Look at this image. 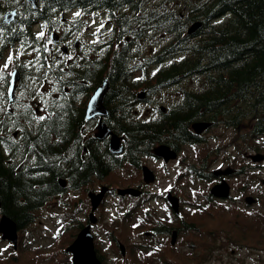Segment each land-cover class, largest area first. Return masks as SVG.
Masks as SVG:
<instances>
[{
    "label": "trees",
    "instance_id": "16d2710c",
    "mask_svg": "<svg viewBox=\"0 0 264 264\" xmlns=\"http://www.w3.org/2000/svg\"><path fill=\"white\" fill-rule=\"evenodd\" d=\"M174 1H179L180 8H185L188 13L186 20L181 19L178 9H168L162 11L154 21L152 19L148 28L173 33L171 41L159 51L158 59L166 57L167 53H185L180 63L173 64L170 71L175 75L199 72L205 76V85L200 92L185 89V100L173 105L162 124L150 123L134 116L132 118V111L128 113L130 109L127 107L131 97L127 92L130 73L126 55H130V48L116 51L109 77L111 89L116 95L113 101L117 102L113 112L124 122L129 137L131 151L127 157L136 164L139 153H149L152 144L167 134L174 144L176 140L192 139L190 124L200 117L214 123L252 125L245 140L249 145L253 141L255 146L264 145V0H158L159 4ZM40 2L41 5L45 4L46 11H52V7H63L69 0ZM25 3L27 8V1ZM199 17L204 18L206 27L200 33V38L192 40L184 34V27L188 21ZM220 17L221 21L211 23ZM147 27L145 20L139 23L138 29L133 27V41L143 35L148 36V32L144 31ZM136 47L140 50V43ZM46 127L48 130L34 140V147L41 154L42 167L51 177H55L54 180L45 182L46 173L43 169L32 171L31 176L16 171L14 166L5 164L0 151L2 208L21 227L31 219V209L41 204L51 188L58 187V176H64L65 172H71L72 180L73 175L81 177L82 173H85V178L91 174L101 176L108 174L112 166L107 161V152L97 148V145L89 146L86 158H80L82 136L79 118L73 110L64 113L61 119L45 121L41 128ZM258 137L261 139L256 140ZM68 143H74L78 172L73 171L74 162L68 157Z\"/></svg>",
    "mask_w": 264,
    "mask_h": 264
},
{
    "label": "rangeland",
    "instance_id": "374dc122",
    "mask_svg": "<svg viewBox=\"0 0 264 264\" xmlns=\"http://www.w3.org/2000/svg\"><path fill=\"white\" fill-rule=\"evenodd\" d=\"M172 95L169 97L171 99ZM164 102H166L164 100ZM167 103V102H166ZM141 106L144 108L146 107L147 112L153 111V103H146L141 102ZM235 133L232 129H224V127H216L210 130L206 135L210 141L211 146H216L218 144H222L223 142H227L229 139L233 137ZM229 143V142H228ZM204 145L200 146H192L191 148L186 149V153H183V159L182 163H175L171 162L169 165L165 166L161 162L155 161L154 159H151L149 157L144 159L145 163H148L152 168H154L156 171L159 170L161 178L158 179V185L153 186L151 189V192H157L156 195H160V191L164 189V186L167 184L173 185L176 182V177H179L183 183L189 182L188 184H181L184 186V196L186 198L190 197H196L198 195V191L196 190H202L204 189L203 181L199 178L191 179V178H185L181 175V171L184 170V168L187 166L189 160H194L198 157V155L202 154L203 151L200 149ZM228 150L226 153H224L222 156L219 154L216 157V162L213 163L209 169L210 170H216L219 165L224 164L227 161V157L229 155L234 156L233 154L236 153V150L234 147H231L228 145ZM197 164V163H196ZM263 165L259 166L263 169L261 170L264 173V161L262 163ZM198 165V164H197ZM127 169L132 171V174H135L138 172L140 174L139 170L132 169V167L129 164H126ZM257 168V165L254 164L253 169ZM125 169L124 167L122 169H119V171L116 173L119 175V178H115L114 175L111 176L113 181L117 183V185L120 183L126 184L129 179H126L127 176H125L124 173ZM163 171H170V174L167 173V176L163 175ZM130 174V175H132ZM254 175L253 181H254V191L256 193H259L260 191H264V186L259 183L258 178H263L262 176ZM126 180H125V179ZM141 178V176H140ZM139 178V179H140ZM139 179H135L139 181ZM142 180V179H140ZM167 180V182L165 181ZM250 180V179H248ZM259 183V184H258ZM130 185H136L134 184L133 180ZM98 187V186H97ZM151 187V186H150ZM149 187V188H150ZM73 195H66L62 197H58L51 201V203L40 210L37 213L36 216V222L29 225L24 231H23V240H25V251L19 252V263L18 264H43V261H37L35 258L37 256L35 255L37 252H49L52 250H58L57 251V259L59 261V264H70L69 257L71 256L69 253L63 252L64 247L66 246V242L70 238L71 230H64L63 228L66 226L67 222L69 223V228L73 229V227L76 229V223L79 221H86V215L89 214L91 209V204L89 197L87 195H76L78 191H73ZM239 191L235 190L234 196L239 195ZM155 195V196H156ZM150 198L152 200V204L156 206V210L161 213V215L166 214V210L164 207V201L161 199L159 203L154 202V198ZM238 201V200H236ZM264 201V199H263ZM119 197L108 195V200L102 205L101 209H98L96 211V214L99 218L98 222L95 224L94 232L98 235V247L100 248L101 252L105 256V259L110 264H121L119 262V253L120 248L119 244L116 246V244L112 241L113 232L117 234L116 231L121 229V233L126 236L127 240H131L134 238L133 228L131 227V224L135 223L136 216L131 217L128 216L127 218L130 219V221L127 222L130 224H123L121 221V212H124L123 205H120L119 203ZM131 204H133L130 201ZM245 204L242 203V201H238V206H244ZM264 205V204H263ZM248 209H252L253 207L259 209L264 213V207L259 206V204L254 203L252 206L248 205ZM138 208V211L134 212V214L138 213L142 214L145 208ZM153 208V207H152ZM185 211L186 214H190V217L188 216L189 220L194 218L196 221L199 214H193L191 209H188V206L185 204ZM71 212V213H69ZM227 217H230L229 215ZM132 218V219H131ZM257 219V216H247L246 220L251 221V224L255 222ZM198 220L200 222H203L204 224L209 225H203V230L208 231L210 228L217 230L219 228V224L213 213H205L203 218L198 217ZM197 223V221H196ZM199 224V223H197ZM264 229V223H261ZM110 230H114L111 232ZM74 231V230H73ZM95 234V235H96ZM194 238H196L194 236ZM54 240V242L49 245V243ZM187 239L180 238L179 239V248L186 249V241ZM205 242L207 243H214L213 235L203 238ZM250 244H254L252 242H248ZM260 244V243H259ZM128 245L131 247L132 244L128 243ZM33 247H40L38 249H33ZM252 248V249H250ZM247 247L246 245H237L234 242L230 240H226V245L221 249V252L223 253L222 257L220 259H216L214 257H211L207 263H201V264H237L240 260H245L249 264H264V249H258L257 247L253 248ZM235 249V252L232 253V250ZM7 250H10V246L5 241L2 242L0 240V252H6ZM0 264H6L5 262L0 261Z\"/></svg>",
    "mask_w": 264,
    "mask_h": 264
},
{
    "label": "water",
    "instance_id": "95a60500",
    "mask_svg": "<svg viewBox=\"0 0 264 264\" xmlns=\"http://www.w3.org/2000/svg\"><path fill=\"white\" fill-rule=\"evenodd\" d=\"M206 125V124H204ZM204 125H199L198 130L201 131L204 128ZM159 153L163 154L168 158L169 156L166 154L165 150L159 151ZM255 159H261L262 156L256 155ZM216 194L226 195L228 192L225 191L223 193L217 192L214 190ZM98 201V200H97ZM98 202L94 200V207ZM0 230L4 231V235H9L11 237L16 236V224L8 217L2 220L0 224ZM89 226H87L79 235V239L76 242L74 247V251L76 253L77 260L80 264H100L99 260L96 257V252L94 250L92 236L89 233Z\"/></svg>",
    "mask_w": 264,
    "mask_h": 264
},
{
    "label": "snow or ice",
    "instance_id": "6c2138e0",
    "mask_svg": "<svg viewBox=\"0 0 264 264\" xmlns=\"http://www.w3.org/2000/svg\"><path fill=\"white\" fill-rule=\"evenodd\" d=\"M75 15H76L77 17H79V16L81 15V13H80V12H77V13H75ZM100 27L102 28V27H103V24H101ZM38 35H39L40 37H43L45 34H44L43 32H40ZM94 35H95V33H94ZM51 42H52V41L49 40V43H51ZM97 42H99V41H98V40H97V41H93V43H97ZM13 59H14V56L10 54L9 57L7 58L5 64L3 65V70H7V69L9 68V61H13ZM68 59H71V57H68ZM51 67H52V66L49 65V68H51ZM60 70L63 71L62 68H61ZM9 75H10V76H16V73H15V72H11V73H9ZM61 79H63V77H61ZM0 81H3V77H2V76H0ZM53 91H58V89H53ZM9 95H12V94L9 93ZM2 110H3V109H0V111H2ZM38 119L41 120V121H43V120H45L46 118H45L44 116H40ZM2 123H3V122L0 121V124H2ZM30 123H31V121H30ZM0 139H2V138H0Z\"/></svg>",
    "mask_w": 264,
    "mask_h": 264
},
{
    "label": "flooded vegetation",
    "instance_id": "af4514ba",
    "mask_svg": "<svg viewBox=\"0 0 264 264\" xmlns=\"http://www.w3.org/2000/svg\"><path fill=\"white\" fill-rule=\"evenodd\" d=\"M184 227H185L184 225L176 227L175 228L176 229V233L181 231V228H184ZM166 231H169L170 233H173V229H171V228H168Z\"/></svg>",
    "mask_w": 264,
    "mask_h": 264
}]
</instances>
